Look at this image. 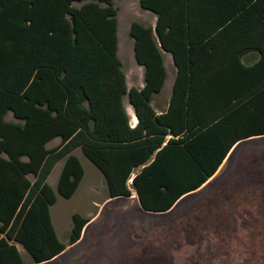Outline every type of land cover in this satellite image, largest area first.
<instances>
[{
  "label": "trees",
  "instance_id": "16d2710c",
  "mask_svg": "<svg viewBox=\"0 0 264 264\" xmlns=\"http://www.w3.org/2000/svg\"><path fill=\"white\" fill-rule=\"evenodd\" d=\"M113 1L0 0V264H24L15 244L38 264L79 239L91 218L72 213L67 241H59L46 182L61 160L55 189L72 195L83 174L76 148L101 173L108 199L133 191L143 212L167 213L152 227L175 232L202 207L216 249L234 243L258 252L264 155L238 154L194 203L175 206L235 144L264 135V0H137L155 15L153 28L128 26L139 88L126 87L116 55ZM162 52L174 78L167 107L156 114L150 98L165 79ZM250 52L257 60L243 64Z\"/></svg>",
  "mask_w": 264,
  "mask_h": 264
},
{
  "label": "rangeland",
  "instance_id": "374dc122",
  "mask_svg": "<svg viewBox=\"0 0 264 264\" xmlns=\"http://www.w3.org/2000/svg\"><path fill=\"white\" fill-rule=\"evenodd\" d=\"M81 3L74 1L72 5L77 7ZM113 6L116 9V55L121 63L126 87H137L141 83L142 69L133 59L128 26L132 21L142 24V13L151 14L140 9L137 0H114ZM168 58L170 56L163 53L166 77L161 95L170 90L173 78V65ZM122 102L126 109L130 107L125 95ZM5 119L13 120L10 113H6ZM57 141L52 140L48 146ZM74 151L83 174L70 197L64 198L56 194V202L51 208V220L58 240L66 243L72 213L91 219L82 228L79 239L66 246L46 264H264V245L258 252L234 243L225 249H216L217 240L208 234L210 232L206 220H203L205 213L201 210L202 207L194 211V214H188V220L180 228L177 224L175 232H166L152 227L150 220L158 221L167 213L143 212L137 205L133 191L129 197L104 201L107 191L101 173L78 148ZM238 154L246 157L263 156L264 135L250 137L235 144L217 171L198 189L182 196L175 207L184 209L187 204L194 203L205 192L209 183L220 180L234 168ZM59 169L60 162L49 175L48 182L52 186ZM184 228L187 230L186 234L182 232ZM190 229L196 230L198 234L191 233ZM18 249L24 264H35L20 245Z\"/></svg>",
  "mask_w": 264,
  "mask_h": 264
},
{
  "label": "crops",
  "instance_id": "0c3cea01",
  "mask_svg": "<svg viewBox=\"0 0 264 264\" xmlns=\"http://www.w3.org/2000/svg\"><path fill=\"white\" fill-rule=\"evenodd\" d=\"M138 4V3H137ZM144 11H146V10H144ZM148 12V11H147ZM150 13V12H149ZM143 15H142V18H141V21H142V25H144V26H150L151 28H153V26H154V23H155V15L154 14H152V13H150L151 14V16L148 14V13H142ZM145 23V24H144ZM163 53H167V52H162V64H163ZM169 56H170V54L169 53H167ZM257 58H258V55L255 53V52H250V53H247L246 55H244L242 58H241V62L243 63V64H251V63H253V62H255L256 60H257ZM168 61L169 60H171V57L170 58H168L167 59ZM172 62V61H171ZM139 66V65H138ZM164 66V65H163ZM141 67V66H140ZM165 68V67H164ZM141 69H142V67H141ZM173 78H174V67H173ZM141 83L136 87V88H139V87H141L142 86V70H141ZM165 77H166V71H165ZM173 78H172V82H173ZM164 82V81H163ZM172 82H171V85H172ZM163 85V84H162ZM171 85H170V90L166 93V94H160V91H161V88H160V90L157 92V93H154V94H152L151 95V98H150V106H151V108L153 109V111L156 113V114H159V113H161V112H163V111H165V109H166V107H167V103H168V100H169V97H170V92H171ZM123 107H124V104H123ZM124 109H125V112L127 113V115H128V119H129V125L130 126H134L135 125V123H136V117L134 116V114H133V111H132V108H131V106L129 107V108H125L124 107ZM170 135H166L165 136V140L169 137ZM54 139H57L58 141H59V138L58 137H54V138H52L51 140H49L48 142H46V144H45V146L47 147V148H49V147H52V146H54V145H56L57 143H58V141L56 142V143H53L52 145H50V146H48V144H49V142H51L52 140H54ZM75 150V149H74ZM73 150V153L77 156V154L75 153V151ZM230 151V150H229ZM226 156H227V154H226ZM225 156V157H226ZM225 157H224V159H225ZM77 158H78V156H77ZM223 159V160H224ZM78 160H79V158H78ZM223 160H222V162H223ZM58 162H60V167H61V164H62V161L61 160H59V161H57L55 164H54V166L58 163ZM80 162V161H79ZM221 162V163H222ZM221 165V164H220ZM53 166V167H54ZM219 168V167H218ZM52 170H53V168H52ZM51 170V171H52ZM60 170V169H59ZM51 171H50V173H51ZM217 171V170H216ZM50 173L48 174V176H47V178H46V182H47V184L51 187V189L53 190V192H54V194H55V201H54V203L53 204H51L50 206H49V208H48V211H49V217H50V221H51V224H52V220H51V208H52V206L55 204V202H56V194H58L57 192H56V189H55V185H56V179H57V176H58V173H59V171L57 172V174H56V177H55V181H54V186H52L49 182H48V178H49V175H50ZM29 179H31V177L28 175L27 176ZM118 198H124V197H118ZM112 199H115V198H112ZM105 200H109L107 197L104 199V201ZM135 200H136V198H135ZM137 202V201H136ZM52 226H53V224H52ZM53 229H54V227H53ZM54 232H55V230H54ZM56 234V233H55ZM57 237V236H56ZM15 246H16V248H17V250H18V252H19V249H18V244H15ZM19 254H20V252H19ZM48 262H51V260L50 261H48ZM48 262H44L43 264H46V263H48Z\"/></svg>",
  "mask_w": 264,
  "mask_h": 264
},
{
  "label": "water",
  "instance_id": "95a60500",
  "mask_svg": "<svg viewBox=\"0 0 264 264\" xmlns=\"http://www.w3.org/2000/svg\"><path fill=\"white\" fill-rule=\"evenodd\" d=\"M135 116V115H134ZM129 182H131V179H129Z\"/></svg>",
  "mask_w": 264,
  "mask_h": 264
}]
</instances>
